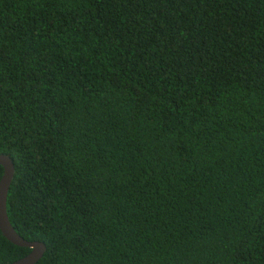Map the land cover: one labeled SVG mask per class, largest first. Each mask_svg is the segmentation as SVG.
I'll return each instance as SVG.
<instances>
[{
	"label": "trees",
	"instance_id": "1",
	"mask_svg": "<svg viewBox=\"0 0 264 264\" xmlns=\"http://www.w3.org/2000/svg\"><path fill=\"white\" fill-rule=\"evenodd\" d=\"M1 154L36 264H264V0H0Z\"/></svg>",
	"mask_w": 264,
	"mask_h": 264
},
{
	"label": "water",
	"instance_id": "2",
	"mask_svg": "<svg viewBox=\"0 0 264 264\" xmlns=\"http://www.w3.org/2000/svg\"><path fill=\"white\" fill-rule=\"evenodd\" d=\"M0 166L4 168V173L0 178V229L6 238L14 244L31 248L26 256L8 264H36L45 254L47 245L42 241L25 239L13 227L7 211V197L15 175V164L10 155L1 154Z\"/></svg>",
	"mask_w": 264,
	"mask_h": 264
}]
</instances>
